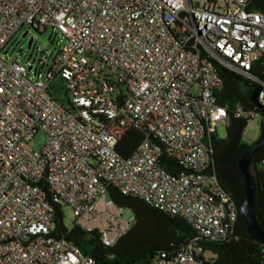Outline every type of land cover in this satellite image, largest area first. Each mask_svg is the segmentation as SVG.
<instances>
[{
  "label": "built area",
  "instance_id": "built-area-1",
  "mask_svg": "<svg viewBox=\"0 0 264 264\" xmlns=\"http://www.w3.org/2000/svg\"><path fill=\"white\" fill-rule=\"evenodd\" d=\"M252 1L0 0V264H97L55 235L54 205L113 247L133 221L107 200L109 187L184 218L201 238L238 240L239 212L213 167V139L231 116L247 126L264 117L253 102L219 103L216 63L252 92L261 86L264 106V13ZM23 29L59 35L41 69L7 58ZM56 79L67 105L51 92ZM130 130L146 136L123 157L117 147ZM39 132L48 141L36 151ZM165 152L182 169L164 168ZM215 259L192 240L149 264Z\"/></svg>",
  "mask_w": 264,
  "mask_h": 264
},
{
  "label": "trees",
  "instance_id": "trees-1",
  "mask_svg": "<svg viewBox=\"0 0 264 264\" xmlns=\"http://www.w3.org/2000/svg\"><path fill=\"white\" fill-rule=\"evenodd\" d=\"M251 8L264 13V0H253ZM219 74L224 79V87L219 95V103L231 109L238 102L254 107L251 101L252 89L247 80L228 68L216 63ZM264 77V75H262ZM247 121L231 116L225 138H214L213 167L223 188L235 199L239 217L237 223L238 240L212 242L199 237L195 228L184 218L164 213L135 195L122 194L114 187L108 188V198L117 207L133 213L129 230L113 247L106 246L99 230H86L75 221L71 226L65 222L63 207L54 205L56 210L55 235L65 238L81 251L93 257L97 264H149L162 253H174L195 240L199 246L216 257V264H258L264 260V247L259 241L252 240L240 216V205L244 200L245 178L239 168V160L255 143L244 139ZM264 133V119L261 133ZM145 132L128 131L120 140L117 150L128 157L145 139ZM256 140V141H257ZM264 148L252 159L250 168L256 185V210L264 228ZM162 166L169 171L182 167L168 157L162 156Z\"/></svg>",
  "mask_w": 264,
  "mask_h": 264
},
{
  "label": "rangeland",
  "instance_id": "rangeland-1",
  "mask_svg": "<svg viewBox=\"0 0 264 264\" xmlns=\"http://www.w3.org/2000/svg\"><path fill=\"white\" fill-rule=\"evenodd\" d=\"M26 29L19 31L16 36L10 41L7 50V58L9 61L18 60L23 64L34 63L35 67L41 69L42 64L40 60H43L46 56L51 58V54L55 56L58 52V42L60 41L59 35L52 31V29H46L44 32L38 30H30L26 37L23 34ZM34 38L32 47H29V41ZM56 88L51 89L52 94L60 100L63 105H67V97L65 84L61 79H56L54 81ZM197 92V89L195 90ZM261 133V118L252 124L247 126L244 139L249 143L256 142ZM217 135L219 138H225L227 135V128L224 126H219L217 130ZM47 136L39 132L31 141V147L40 151L47 144ZM107 200H110L107 197ZM102 204H100V207ZM65 222L68 226H71L75 218L70 207H63ZM123 217L127 220L134 219L133 213L128 209H122Z\"/></svg>",
  "mask_w": 264,
  "mask_h": 264
},
{
  "label": "water",
  "instance_id": "water-1",
  "mask_svg": "<svg viewBox=\"0 0 264 264\" xmlns=\"http://www.w3.org/2000/svg\"><path fill=\"white\" fill-rule=\"evenodd\" d=\"M27 33L23 34L26 37ZM34 42L32 37L29 41V47L31 48ZM262 87L258 86L251 94V101L261 111L264 117V106L260 104L258 95L261 92ZM264 119V118H263ZM264 148V133L262 137L257 140L241 157L239 160V168L245 178L244 186V200L240 205V216L246 227L248 236L255 241H259L264 247V228L262 227L256 210V185L251 171L250 165L253 157ZM264 264V260L261 263Z\"/></svg>",
  "mask_w": 264,
  "mask_h": 264
}]
</instances>
